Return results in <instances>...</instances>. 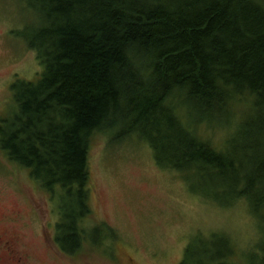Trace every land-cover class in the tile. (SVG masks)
<instances>
[{
	"label": "trees",
	"instance_id": "obj_1",
	"mask_svg": "<svg viewBox=\"0 0 264 264\" xmlns=\"http://www.w3.org/2000/svg\"><path fill=\"white\" fill-rule=\"evenodd\" d=\"M24 1L41 20L18 33L42 69L12 82L0 148L57 202L63 252L98 244L105 230L82 225L91 137L105 127L138 134L191 191L225 205L245 199L264 238L263 1ZM202 122L227 126L222 145L200 136ZM196 243L180 264H238L230 236ZM259 249L250 264H264Z\"/></svg>",
	"mask_w": 264,
	"mask_h": 264
},
{
	"label": "rangeland",
	"instance_id": "obj_2",
	"mask_svg": "<svg viewBox=\"0 0 264 264\" xmlns=\"http://www.w3.org/2000/svg\"><path fill=\"white\" fill-rule=\"evenodd\" d=\"M40 20L24 0H0V116L13 105L12 82L33 80L42 69L18 33ZM199 127L200 136L222 145L227 126ZM108 130L91 137V212L82 221L105 230L95 236L98 244L90 240L74 255L55 242L57 202L0 148V264H180L189 244L208 242L213 233L233 239L238 264H250V252L264 248L245 199L225 205L191 191L186 175L159 165L138 134L112 136Z\"/></svg>",
	"mask_w": 264,
	"mask_h": 264
}]
</instances>
